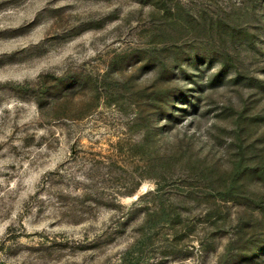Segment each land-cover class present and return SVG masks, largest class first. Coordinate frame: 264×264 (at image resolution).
I'll return each mask as SVG.
<instances>
[{
    "label": "rangeland",
    "instance_id": "obj_1",
    "mask_svg": "<svg viewBox=\"0 0 264 264\" xmlns=\"http://www.w3.org/2000/svg\"><path fill=\"white\" fill-rule=\"evenodd\" d=\"M0 264H264V0H0Z\"/></svg>",
    "mask_w": 264,
    "mask_h": 264
},
{
    "label": "trees",
    "instance_id": "obj_2",
    "mask_svg": "<svg viewBox=\"0 0 264 264\" xmlns=\"http://www.w3.org/2000/svg\"><path fill=\"white\" fill-rule=\"evenodd\" d=\"M176 155V154H175Z\"/></svg>",
    "mask_w": 264,
    "mask_h": 264
}]
</instances>
